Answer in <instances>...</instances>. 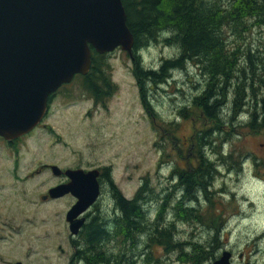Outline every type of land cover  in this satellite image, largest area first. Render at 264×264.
I'll use <instances>...</instances> for the list:
<instances>
[{"label": "rangeland", "instance_id": "rangeland-1", "mask_svg": "<svg viewBox=\"0 0 264 264\" xmlns=\"http://www.w3.org/2000/svg\"><path fill=\"white\" fill-rule=\"evenodd\" d=\"M243 36L245 45L259 47L254 51L257 59L252 58L261 64L258 57L264 55V27L255 25ZM178 53L176 45L159 40L138 49L137 54L142 66L158 68L162 60L175 58ZM104 59L109 64L110 80L116 86L105 103L95 104L81 93L80 82L72 80L54 93L46 116L36 128L15 142L0 137V264L2 260L21 259L29 264H64L73 253L65 214L74 198L67 195L46 202L41 199L46 190L63 180L48 167L52 164L63 170L97 168L102 172L109 168L116 188L128 200L147 176L148 187L153 191L148 195L150 199L143 202L145 212L154 214L163 208L166 214L161 221L176 225L177 240L204 242L213 238L214 230L175 215L181 192L172 193L171 200L163 199L173 190L171 169L187 164L182 156L189 155L187 137L193 130L190 118L193 113L185 119L178 112L205 86L201 69L189 62L183 69L172 70L161 86L151 85L147 92L151 103L148 110L141 103L132 73V57L116 48L106 53ZM227 111L224 114L231 116L232 111ZM247 118L242 113L234 134L220 144L226 153L237 147L246 154L239 157L240 171L222 166L214 179L210 197L219 201L216 207L222 213L223 225L217 238L222 248L216 250L207 264H213L225 249L233 251L232 264H264V166H256L253 159H264V131L255 133L240 125ZM173 126L175 131H169ZM172 133L176 138L174 145L162 139ZM163 150L167 155L158 164ZM212 153L215 152L211 150V160L221 163ZM99 182L101 194L89 214L100 215L110 224L118 210L107 179L101 177ZM141 241L134 247L136 252H142L137 256L139 260L136 258L137 264H157L156 260L165 264H194L184 259L180 250L165 249L163 245L151 247L148 263L146 238ZM114 245L115 242L111 243ZM185 246L183 252L193 251L190 244ZM117 249L115 246L114 250Z\"/></svg>", "mask_w": 264, "mask_h": 264}, {"label": "trees", "instance_id": "trees-1", "mask_svg": "<svg viewBox=\"0 0 264 264\" xmlns=\"http://www.w3.org/2000/svg\"><path fill=\"white\" fill-rule=\"evenodd\" d=\"M122 3L127 25L134 37L132 73L141 103L148 110L151 109L147 97L149 87L161 86L169 79L172 70L183 69L191 62L201 69L205 78L202 91L178 112L185 119L190 112L193 113L190 116L193 130L187 137L191 157L182 156L187 163L185 167L173 165L169 173L173 190L168 195L170 197L163 199L171 200L172 193L181 192L174 208L175 215L179 219L204 225L210 231L214 230L215 234L211 240L204 242L177 240L176 225L161 221L166 214L163 208L154 214L144 211L143 202L150 199L148 195L153 191L148 187V177H145L134 197L128 200L116 188L109 168H105L102 177L109 182L118 215L110 224L95 216L84 225L81 239L88 245L84 255L90 261L101 259L105 264H136L128 251L131 249L133 252L132 248L146 238L144 248L149 249L147 262L151 257V247L163 245L165 249L180 250L184 259L194 264H207L216 250L222 248L217 243L220 236L218 229L223 225L222 213L216 207L219 201L210 197L214 179L222 166L240 171L242 162L239 157L246 154L237 147L226 153L220 144L234 134V127L239 124L242 113L248 118L240 125L255 133L264 131V55L258 57L261 64L253 61L252 57L257 59L254 51L259 47L254 49L245 45L243 36L255 25L264 27V0H122ZM159 40L176 45L178 56L162 60L158 68H145L137 54L138 49ZM91 56L88 74L77 75L74 80L80 82L81 93L92 98L95 104H103L116 86L110 80L105 54L98 55L92 49ZM227 109L232 111L231 116L224 114L229 113ZM163 129L167 128L163 126ZM175 129L176 126H173L169 131L174 132ZM162 139L172 145L176 143L174 133ZM211 150L221 163L211 160ZM166 155L163 150L157 163L160 164ZM253 159L256 166H264V159ZM180 212L182 215L178 216ZM114 242L116 245L111 246ZM189 244L193 251L183 252L187 248L185 245ZM115 246L118 251L114 250ZM156 262L165 264L163 261Z\"/></svg>", "mask_w": 264, "mask_h": 264}, {"label": "water", "instance_id": "water-1", "mask_svg": "<svg viewBox=\"0 0 264 264\" xmlns=\"http://www.w3.org/2000/svg\"><path fill=\"white\" fill-rule=\"evenodd\" d=\"M126 17L122 0H0V137L9 142L33 130L47 114L52 93L88 74L92 49L99 55L120 48L132 57L134 37ZM65 173L70 181L51 187L42 199L68 193L76 198L65 214L76 235L85 222L82 213L100 196V171ZM231 259L225 249L213 264Z\"/></svg>", "mask_w": 264, "mask_h": 264}, {"label": "flooded vegetation", "instance_id": "flooded-vegetation-1", "mask_svg": "<svg viewBox=\"0 0 264 264\" xmlns=\"http://www.w3.org/2000/svg\"><path fill=\"white\" fill-rule=\"evenodd\" d=\"M60 89V88H59ZM58 91V90H57ZM56 91V92H57ZM55 92V93H56ZM54 95V93H52V95L50 96V99H49V105H50V100L52 99V96ZM22 137V136H21ZM20 138V137H19ZM19 138H17V139H19ZM17 139H15V140H17ZM15 140H13L14 142H15ZM9 142H11V141H9ZM13 143V142H12ZM52 165H54V164H52ZM51 165H48V167L51 169V167H50ZM55 166H57V165H55ZM58 167V166H57ZM60 168V167H59ZM61 169V168H60ZM67 169H78V168H66V169H61V173L60 174H58V175H56V176H58L60 179H63V180H61L60 182H58L57 184H55L54 186L56 187V185H58V184H62V183H68L69 181H70V179H68V176L66 175V173H65V170H67ZM52 170V169H51ZM100 171V170H99ZM102 174H103V171L102 172H100V174H99V176H98V181H99V178H101L102 177ZM100 183V182H99ZM54 186H52V187H54ZM51 188V187H50ZM49 188V189H50ZM100 188H101V185H100ZM99 188V189H100ZM48 189V190H49ZM48 192H47V190H46V194H47ZM101 194V193H100ZM43 195H45V194H43ZM43 195H41V199H42V196ZM67 195H71L73 198H74V201L72 202L73 204H74V202H76V198L71 194V193H68V194H65V195H63L62 197H59V198H50V197H48L47 199H42L44 202H46V201H51V200H57V199H60V198H63V197H65V196H67ZM100 197V196H99ZM98 197V198H99ZM98 200V199H97ZM96 201V200H95ZM114 201V200H113ZM115 202V201H114ZM96 203V202H95ZM94 203V204H95ZM72 204V205H73ZM93 204V205H94ZM71 205V206H72ZM92 205V206H93ZM70 206V207H71ZM91 206V207H92ZM70 207H69V209H70ZM90 207V208H91ZM90 208L88 209V210H86L84 213H82V215L81 216H83L84 218H85V222H84V224L83 225H81V228H80V231L76 234V235H71V237L73 238H70L71 239V241L69 242V245H70V248L72 249V251H73V253L68 257V259H67V261L64 263V264H105L104 262H101L102 260L100 259V260H95V261H90L87 257H85V255H84V249H87V247H88V245H87V242L86 241H84L83 239H81L82 238V234H81V232H82V229H83V227H84V225L85 224H87V223H89L90 221H91V219L93 218V217H95V216H97V217H99L101 220H103L104 221V218L103 217H101L100 215H95V216H90ZM67 211H69V210H67ZM67 213V212H66ZM66 216V215H65ZM117 217V216H116ZM115 217V218H116ZM115 218H114V220L113 221H115ZM132 250H133V252H131V249L128 251L129 252V254H130V257H134V261L136 262V264H137V261L139 260L138 258H137V256H141V254H142V252H141V250H139V251H137L136 252V250L134 249V247L132 248ZM62 253H64L63 252V250L61 249L60 250ZM231 252H232V259H231V264H232V260H234V257H233V251L232 250H230ZM1 258V257H0ZM136 258L138 259L137 261H136ZM28 259H29V255H28ZM17 262H21L22 264H29L27 261H25L24 259H21V260H15V261H3L2 260V264H16ZM33 262H31V264H32ZM40 263V262H39ZM39 263H35V264H39ZM34 264V263H33ZM43 264H45V263H43ZM48 264V263H47ZM110 264H112V263H110Z\"/></svg>", "mask_w": 264, "mask_h": 264}, {"label": "bare ground", "instance_id": "bare-ground-1", "mask_svg": "<svg viewBox=\"0 0 264 264\" xmlns=\"http://www.w3.org/2000/svg\"><path fill=\"white\" fill-rule=\"evenodd\" d=\"M225 248V247H224ZM234 255V254H233ZM233 261V260H232Z\"/></svg>", "mask_w": 264, "mask_h": 264}]
</instances>
